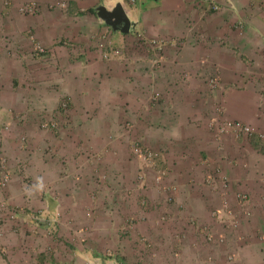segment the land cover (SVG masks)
Returning a JSON list of instances; mask_svg holds the SVG:
<instances>
[{
    "label": "rangeland",
    "instance_id": "rangeland-1",
    "mask_svg": "<svg viewBox=\"0 0 264 264\" xmlns=\"http://www.w3.org/2000/svg\"><path fill=\"white\" fill-rule=\"evenodd\" d=\"M117 1L0 0V172L6 170L12 177L0 195L8 200V213H16L11 218L0 210V225L28 210L39 215L35 220L40 225L59 233L62 221L55 222L45 211L69 205L65 197H70L82 206L93 228L89 234H65L63 241L89 245L76 249L89 264L97 259H113L114 264H196L199 255L209 264L219 256L225 264H260L264 218L257 212L264 97L259 83L248 86L258 91L253 96L255 113L254 106L245 107L248 119L237 120L227 112L220 84L225 74L211 69L192 76L204 87L207 103L215 102L212 111L185 119L180 107L178 112L174 105L166 107L161 91L154 90L152 106L136 107L150 108L149 119L129 120L118 106L119 91L103 89L96 61L126 62L135 52L146 51L154 53L157 65L151 41L163 45V61L167 39L150 37L147 28L137 29L132 21L129 32L115 30L101 9L112 10L119 6ZM123 2L140 11L156 4ZM28 3L36 4L34 13L26 11ZM242 23L237 21L238 26ZM113 49L119 53L111 55ZM170 76L168 72L167 79ZM245 76L246 83L255 81L254 75ZM74 77L87 78L93 88L85 91ZM233 87L234 96H247L246 86ZM232 119L251 125L254 132L224 126ZM208 142L213 154L207 152ZM254 163L255 192L251 178L242 177L253 173ZM135 215L142 225L153 226L140 230ZM98 221L105 225L104 233L94 228ZM64 247L71 253L72 246Z\"/></svg>",
    "mask_w": 264,
    "mask_h": 264
},
{
    "label": "crops",
    "instance_id": "crops-1",
    "mask_svg": "<svg viewBox=\"0 0 264 264\" xmlns=\"http://www.w3.org/2000/svg\"><path fill=\"white\" fill-rule=\"evenodd\" d=\"M183 1L155 0L156 4L149 8L141 6L145 9L141 11L130 5L126 7L123 0L117 1L131 19L133 26L141 30L147 28L150 37H163L167 39V44L164 60L156 63L158 66L153 63L154 53L149 54L146 51L135 52L126 62L104 63L103 59L98 58L96 71L102 80L103 89L109 87L119 91L118 106L121 114L135 123L143 118L149 119L146 110L150 108L138 111L136 107L138 103L152 106L149 103L154 90L161 91L166 100L163 105L166 107L169 104L174 105L177 112L176 107H180V113L186 116L185 119H195L208 108L212 111L215 102L212 100L211 103H207V98L202 93L204 87L196 82L197 78L192 75L200 76L206 71L210 72L211 69L213 71L220 69V72L225 74L223 83L220 82L226 92L223 106L231 117L237 120L248 119L245 107L254 106L255 113L256 101L253 96L258 95L255 93L258 92L256 90L260 88V97H264V0H219L221 8L217 11L211 9L210 0ZM194 1L197 4H194ZM238 20L243 22L240 26L237 25ZM193 30L196 32L195 36L191 34ZM185 35L188 36L186 40L182 39ZM180 39L182 41L178 42ZM168 72H171L170 80L166 77ZM245 74L254 75L255 81L246 83L248 77ZM183 75H187V78L181 80L180 77ZM220 78L222 80V76ZM74 79L77 80V85L86 87L83 88L85 91L93 88V82L85 77L77 79L74 77ZM234 83L240 85L242 89L243 85L246 86L249 89L246 94L250 98L247 96L238 98L230 93ZM256 83L260 85L257 89L248 87L249 84ZM242 89L237 92H243ZM67 92L73 97L72 91L67 89ZM234 106L236 108L233 111ZM260 125L264 126V117L260 118ZM207 152L208 154L216 152L211 149L209 142ZM250 159L258 162L256 157L250 156ZM250 166L254 169L253 173L244 174L242 177L251 178L249 184L253 189L256 185L252 181L257 180L255 171L258 166L255 163ZM16 187L18 188L17 183ZM253 191L255 192L256 189ZM21 200L23 199L18 201L21 203ZM65 200L69 201V205H61L62 208L59 210L45 211L55 219V222L58 218L62 221L63 225L59 233L55 234L47 225H40L39 221L35 220L40 218L39 215H33L28 210L19 211L16 219L3 222L0 225V264H89L83 253L76 251V249L86 250L89 245L83 247L81 243H73L68 238H66L68 243L63 240L65 234L71 236L73 233L89 234V228L93 226H88L89 220L83 214L82 206L77 207L76 201L70 197H65ZM22 205L23 203L20 206ZM257 213L260 219L264 218V151H260V212ZM135 217L139 218L135 226L141 227L140 230L146 232L148 228L146 226H153L152 222L150 224L144 222L142 225L140 217L137 215ZM37 223L40 226H37ZM96 223L94 228L98 230L97 232L104 233L105 225L101 221ZM103 223L107 222L104 220ZM260 230L264 234V226L260 225ZM63 244L72 246L71 253H67ZM199 249L204 250L205 247ZM197 258L196 264L210 262L206 259L207 262L204 263L205 257L201 258L200 255ZM112 260L106 263L107 260L97 259L91 264H114ZM225 263V259L221 260L220 256L215 262V264ZM260 264H264V238L262 242L260 241Z\"/></svg>",
    "mask_w": 264,
    "mask_h": 264
},
{
    "label": "built area",
    "instance_id": "built-area-1",
    "mask_svg": "<svg viewBox=\"0 0 264 264\" xmlns=\"http://www.w3.org/2000/svg\"><path fill=\"white\" fill-rule=\"evenodd\" d=\"M210 2L212 3L211 9H213V10H219L221 8L220 1L219 0H210ZM25 9H26V11H29V12H33V11L35 12L36 9H37V7H36V4L35 3H28L26 5ZM151 43L154 46H156L154 48L157 50L156 55L158 57H155V60H156L155 62L156 63H158L159 61L161 62L162 59H163V45L159 41H157V40H153V41H151ZM40 50L41 51H45V49L42 48V47H41ZM112 51L113 52L111 53V55L112 54L119 53V50H115L114 51V49H113ZM105 56L108 57L109 56V53H106ZM213 82H214V80L212 81V83ZM213 84H211V85L214 86ZM224 126H227V127L230 126L231 128H235V130H239V131H242V132L247 133V134H251L252 132H254L253 131L254 128L251 125H249V124H243V123L238 122V121L237 122L236 121H233V120L232 121H229V123H226ZM148 154L150 156H154V154L152 152H148ZM11 178H12L11 175L6 170H2L0 172V190H5V188L9 186V184L11 182ZM1 193L2 192L0 191V194ZM8 208H9V206H8V200H6V197L0 195V210L1 211H6L8 213V211H7ZM15 214H16L15 212H12L11 215L10 214L9 215H10L11 218H13V217H15ZM230 258H231V256H230Z\"/></svg>",
    "mask_w": 264,
    "mask_h": 264
},
{
    "label": "flooded vegetation",
    "instance_id": "flooded-vegetation-1",
    "mask_svg": "<svg viewBox=\"0 0 264 264\" xmlns=\"http://www.w3.org/2000/svg\"><path fill=\"white\" fill-rule=\"evenodd\" d=\"M101 11H103V14H105L108 22L112 23V26H117L120 28L127 22L126 14L120 6H116L112 10L107 11L101 9Z\"/></svg>",
    "mask_w": 264,
    "mask_h": 264
},
{
    "label": "water",
    "instance_id": "water-1",
    "mask_svg": "<svg viewBox=\"0 0 264 264\" xmlns=\"http://www.w3.org/2000/svg\"><path fill=\"white\" fill-rule=\"evenodd\" d=\"M102 15V14H101ZM103 16V15H102ZM104 17V16H103ZM126 18H127V22L122 26V27H117V26H113L115 30H118L120 29L121 31L123 32H129L130 31V27H131V21L129 19V17L126 15ZM107 19V18H106ZM108 22V20H107ZM109 23V22H108ZM112 24V23H110Z\"/></svg>",
    "mask_w": 264,
    "mask_h": 264
},
{
    "label": "clouds",
    "instance_id": "clouds-1",
    "mask_svg": "<svg viewBox=\"0 0 264 264\" xmlns=\"http://www.w3.org/2000/svg\"><path fill=\"white\" fill-rule=\"evenodd\" d=\"M213 10V9H212ZM215 11H217V10H215ZM110 24V23H109ZM111 25V24H110ZM118 30H120V29H118ZM233 120V119H232ZM242 123V122H241ZM243 124H245V123H243Z\"/></svg>",
    "mask_w": 264,
    "mask_h": 264
},
{
    "label": "trees",
    "instance_id": "trees-1",
    "mask_svg": "<svg viewBox=\"0 0 264 264\" xmlns=\"http://www.w3.org/2000/svg\"><path fill=\"white\" fill-rule=\"evenodd\" d=\"M92 11H95V8H92Z\"/></svg>",
    "mask_w": 264,
    "mask_h": 264
}]
</instances>
